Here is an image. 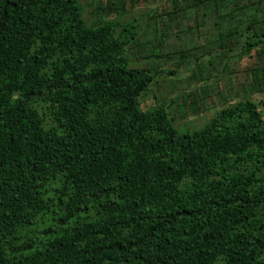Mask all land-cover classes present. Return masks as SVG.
Instances as JSON below:
<instances>
[{
  "label": "trees",
  "instance_id": "1",
  "mask_svg": "<svg viewBox=\"0 0 264 264\" xmlns=\"http://www.w3.org/2000/svg\"><path fill=\"white\" fill-rule=\"evenodd\" d=\"M165 13L170 44L156 15L144 28L88 22L82 0H0V264H264V61L192 128L178 111L200 114L211 87L169 98L173 83L144 109L171 72L131 66L173 51L198 81L207 55H264V0Z\"/></svg>",
  "mask_w": 264,
  "mask_h": 264
},
{
  "label": "rangeland",
  "instance_id": "2",
  "mask_svg": "<svg viewBox=\"0 0 264 264\" xmlns=\"http://www.w3.org/2000/svg\"><path fill=\"white\" fill-rule=\"evenodd\" d=\"M82 4L84 6V16L88 22L100 23L101 21L115 18L123 21L136 19L135 22L145 28L150 14L156 15L160 30L170 31V34L165 37L166 43L170 44L178 40L174 37L178 33V25L170 23L165 13V9L169 8L170 0H82ZM190 24L192 23L190 22ZM171 28H173V31ZM200 39L206 43L209 40V34L204 32ZM210 58L211 55L204 57L208 67L204 69L207 72L205 71L203 75H206L207 79L198 81L191 77L193 64L189 61H182L180 54L173 51L159 59L139 60L131 58V66H155L159 70L171 72L167 74L161 73L162 76L157 78L158 83L154 81L151 84L149 94L142 100V107L146 109L154 105L157 100L167 101L170 97H175L180 90H187L190 93L195 89H200L204 84L209 85L211 94L200 114H190L182 118L180 116L181 110L178 111L176 107L179 113L177 125L180 127L187 125L191 128L200 127L218 108L225 105L226 100L230 103L240 100L244 95L242 86L249 79L251 67L264 61L262 51L254 50L250 55L242 59L232 56L229 59H217L214 66L208 64ZM173 83L176 84V89L168 94V98L162 91H170ZM159 86H163V89H159ZM252 98L260 104L264 113V93L254 94ZM174 115L177 117L178 114Z\"/></svg>",
  "mask_w": 264,
  "mask_h": 264
}]
</instances>
